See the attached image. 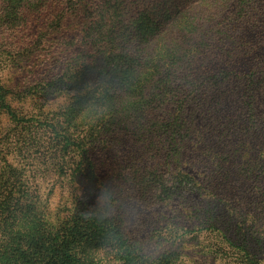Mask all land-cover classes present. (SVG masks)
Listing matches in <instances>:
<instances>
[{
    "label": "rangeland",
    "instance_id": "rangeland-1",
    "mask_svg": "<svg viewBox=\"0 0 264 264\" xmlns=\"http://www.w3.org/2000/svg\"><path fill=\"white\" fill-rule=\"evenodd\" d=\"M234 41H239L238 47L245 52L252 51L251 62L256 66V71L244 79L256 83L259 90L256 112L264 117V0H0V102L7 115L3 117L0 127L3 134H16L15 140L24 138L25 142H21L29 148H23L27 154L31 153L32 159L35 154L43 155L41 162L51 171L50 179L39 181L43 198L49 199L51 221L58 234L49 241L42 239L59 252L52 256L50 264H77V257L80 264H122L123 249L115 247V238L120 234H126L131 239L141 238L142 241L149 237L135 219L123 221L117 218L113 221L115 212L111 210L101 213L103 223L90 218L94 206H84L81 211L67 210L66 206L74 208L76 205L64 198L66 181L61 178L64 175L63 160L69 157L67 155L73 145L58 131L56 139L63 140L64 148L60 151L63 144H59V149L56 146L50 148L43 139L44 146L39 150L35 146V127L45 129L76 122L73 118H79L77 110L85 108L89 102L84 103L79 99L84 90L79 91L78 87L67 81L62 84V92L53 89L60 83L47 85V82L60 79L64 70L69 74L65 79L69 77L73 81L75 71L84 67L83 73L90 71V85L94 84L87 90L102 91L111 86L108 81H112L106 96H113L114 104L124 113L127 119L123 120H128L126 128L131 125L129 121L133 120L134 113L142 115L148 112L152 113L149 121L163 118L161 125L157 121L156 129L175 126L170 122L172 118L164 119L168 111L161 112L159 106L154 110L144 102L154 98L153 93L161 89L162 74L178 70L176 76L184 78L178 81L184 82L186 92L183 95L193 94L201 98V94L206 92L208 100L213 97L224 101V95H217L216 81H220L218 65L228 61ZM175 50L183 55L181 59H176V66L171 68L166 60ZM135 63L144 66L138 73ZM61 66L65 69L59 72ZM103 67L109 72L106 79L101 74ZM120 69L128 71L123 73ZM138 74L140 76L136 78ZM114 75L118 78L112 79ZM130 80H133L131 89L126 85ZM134 85L138 86L137 92L144 96L142 99L133 94ZM221 85L227 88L229 83L224 80ZM225 96L228 97L221 109L222 124L217 121L213 123V118L205 113L208 105L197 110L193 109L192 103H188L186 111L189 123L184 126L187 128L184 141H166L160 132L156 133L153 129L152 138L142 142L135 140L128 130L122 133V137L99 136L98 143L90 148L96 170L85 177V181L76 184L79 192H98L97 181H105L103 189L115 185L126 192L132 186L142 184L149 194L156 195L153 198H158L152 200L154 212L151 217L169 218L174 215L175 208H180L183 203L182 192L193 190L203 182V175L197 177L202 173V165L190 146H194L197 139L208 132L211 124H214L213 128L219 124L231 128L237 118V95L228 91ZM205 102L203 99L201 106ZM162 106L170 109L168 102ZM72 110L75 113H71ZM213 116L219 117L218 114ZM63 120L68 122L63 125ZM111 120H108V124ZM41 133L43 136L46 134ZM92 140L89 138L88 143ZM169 144L185 145L180 166L176 163L168 165L164 161ZM152 155L156 157L146 164V158ZM133 174L136 180L137 177L139 179L137 184L131 186L132 181L125 182L124 176ZM88 179L94 181L88 182ZM0 183L5 190L17 189L14 186L17 185L16 181L6 183L0 179ZM167 190H174L177 196L170 198ZM10 200V205L17 204ZM95 201L102 205L104 196L99 193ZM123 217L128 216L123 214ZM10 225L16 231L17 226ZM23 225L27 226L26 223ZM259 227L263 229L262 225ZM85 229L88 230L86 236L81 232ZM17 233L12 236L22 243L23 249L9 258L10 264H38L35 252L39 250V245L35 243V236ZM183 248L191 250V243ZM75 253L77 255L74 257Z\"/></svg>",
    "mask_w": 264,
    "mask_h": 264
},
{
    "label": "trees",
    "instance_id": "trees-1",
    "mask_svg": "<svg viewBox=\"0 0 264 264\" xmlns=\"http://www.w3.org/2000/svg\"><path fill=\"white\" fill-rule=\"evenodd\" d=\"M235 41L234 47L229 52L228 61L218 65L220 81H216L217 95H224V101L213 97L208 100L209 98L205 97L206 92L201 94L202 99L193 94L183 95L186 92L183 89L184 82L178 81L184 78L176 76L178 70L162 74L161 89L153 93L154 98L146 99L144 102L154 110L159 106L162 109L161 112L168 111L164 119L172 118L170 122L171 124L173 122L175 126H160V129H156L157 121L161 125L163 118H157V121L152 118L149 121L152 113L148 112L142 115L134 113L133 120L129 121L131 125L126 128L128 120H123L127 119L124 113L114 104L113 96L110 94L106 96L112 81L109 80L111 86L105 87L102 91L87 90V87H92L94 84L90 85V71L83 73L84 67L75 71L72 81L69 77L65 79L67 70L63 71L65 67L61 66L59 72L63 71V74L60 79L47 82V85L60 83L53 86V89L62 92V84L67 81L75 88L78 87L79 91L84 90L80 93L79 99L84 103L89 102L86 103L85 108L77 110L80 114L79 118H73L76 122L63 120V125L68 122L67 126L58 124L53 128L45 129L35 127V146L39 150L44 146L43 139H46L50 148L56 146L59 149L61 146L59 144L64 143L63 140L56 139V134L59 132L62 133L61 137L71 140L73 145L70 148V154L67 155L69 157L63 160L64 175L61 178L66 181L64 198L69 199L72 205H76L74 208L66 206L67 210L81 211L84 206H94L95 210L90 218L97 219L95 221L97 223H103L100 220L101 213L111 210L115 212L113 221L117 218L123 221L135 219L139 222L141 230L148 233V240L143 241L141 238L140 240L128 238L126 234H120V237L115 238V247L119 246L123 249L122 264H216L218 262L220 264H264V117L256 112L255 102L259 97L256 83L244 79L256 71V66L251 62L253 61L252 51L245 52L238 47L240 42ZM236 51L238 54H234ZM173 52L174 54H169L166 60L167 66L171 68L176 66V59H181L183 55L176 50ZM135 64L138 66L136 69L138 73L144 66L140 63ZM102 69H104L101 73L103 79L108 78V70L106 67ZM120 71L124 73L128 70L120 69ZM139 76L140 74L136 78ZM114 78L118 76H112V79ZM224 80L229 83L227 88L221 85ZM132 81L126 84L129 89L132 88ZM137 87L133 88V94L138 99H142L144 96L137 92ZM228 91L237 95L236 102L239 103L237 118L231 128L220 124L213 128L214 124H211L208 132L201 135V138L193 144L194 146H190L197 155L198 163L202 165V173L197 174V177L203 175V182L193 190L182 192L183 203L180 208H175L174 215L169 218L151 217V213L154 212L152 200L158 198H153L156 195L149 194L148 189H145L142 184L132 186L137 184L139 179L137 177L136 180L135 174L124 176L125 182L132 181V187L128 192L115 185H112V188L103 189L105 181L96 182L98 192L89 190L79 192L80 188L76 187V184L85 181V177L96 170V162L90 154L92 152L90 148L98 143L99 136L122 137V133L128 130L133 133L132 137L135 140L139 139V142H142L152 138L151 129H153L156 133L160 132L166 141H184L187 129L184 126L189 123L186 111L188 103H192L193 109L197 110L208 105L205 113L213 118V123L216 121L221 123L223 117L221 109L226 103L228 96L225 95ZM203 99L206 104L201 106ZM165 102L170 104V109L162 108ZM71 113H75L74 110ZM213 114H218L219 117L216 118ZM5 116H7L6 111L2 109V102H0V126ZM111 118V123L108 124ZM113 122L114 125H112ZM177 124L179 126H176ZM143 125L148 126L143 127ZM194 130L199 131L196 128ZM101 131L102 134H100ZM41 132L46 133L45 136ZM15 136L17 135L3 134L0 127V179L6 183L16 181L17 184L14 185L17 189L12 191L1 188L2 183H0V264H10L9 258L18 255V250L23 249L22 243L12 236L17 232V234L35 236V243L39 245V250L35 252L36 262L50 264L52 256L59 252L53 245L45 244L42 239L49 241L58 234H56L55 224L51 221V212L47 203L49 199L43 198L39 181L44 182L50 179L51 171L42 164L43 155L35 154V158L32 159V154H27L28 152L23 149L27 148L26 144L22 143L25 142L24 138L15 140ZM89 138H93L91 143H88ZM168 146L163 156L164 161L168 165L176 163L180 166L185 145L169 144ZM63 148L64 144L60 151ZM155 157L152 155L146 158V164ZM93 181L90 179L88 182ZM6 191H8L7 194ZM167 191L170 198L176 195L174 190ZM99 193L104 196L105 201L102 205L95 201ZM10 199L17 204L10 205ZM123 214L128 217L124 218ZM24 223L27 224L26 227ZM10 224L17 226L16 231ZM261 225L262 230L259 229ZM81 232L85 236L88 234L86 229ZM188 243H191L192 247L189 251L183 248ZM152 247L155 248L154 251L151 250ZM76 255L75 253L74 257ZM75 260L77 264L81 263L79 257Z\"/></svg>",
    "mask_w": 264,
    "mask_h": 264
}]
</instances>
